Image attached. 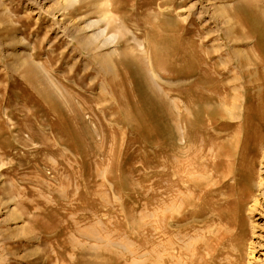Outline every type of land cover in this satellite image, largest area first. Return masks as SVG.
Instances as JSON below:
<instances>
[{
  "label": "rangeland",
  "instance_id": "rangeland-1",
  "mask_svg": "<svg viewBox=\"0 0 264 264\" xmlns=\"http://www.w3.org/2000/svg\"><path fill=\"white\" fill-rule=\"evenodd\" d=\"M260 117L264 0H0V264H264Z\"/></svg>",
  "mask_w": 264,
  "mask_h": 264
},
{
  "label": "bare ground",
  "instance_id": "bare-ground-1",
  "mask_svg": "<svg viewBox=\"0 0 264 264\" xmlns=\"http://www.w3.org/2000/svg\"><path fill=\"white\" fill-rule=\"evenodd\" d=\"M99 5V4H98ZM100 5H101V2H100ZM101 12H102V10H101ZM108 14V13H107ZM106 17L107 15H106V13L105 12H103L102 14H101V16L99 17V19H97V20H94V21H89V22H86V27L85 28H89V27H91V26H97L98 25V23L99 22H101L102 21V19H103V17ZM106 32V26L105 27H103V28H99V30L98 31H96V32H94L93 34L96 36L95 37V39H97V35H98V37H101L104 33ZM92 34V35H93ZM88 38H90V42H93V41H91L92 40V36L90 35V37L89 36H87ZM94 38V37H93ZM111 38H113L112 37V35L111 36H109L108 38H106L105 39V42H106V40H108V39H111ZM95 41V40H94ZM93 45V44H92ZM103 45V44H102ZM104 46V45H103ZM98 47V46H97ZM96 47V48H97ZM238 51V50H237ZM111 54H112V52H110ZM114 53V52H113ZM242 53V52H241ZM107 55V54H106ZM106 55H104V56H106ZM113 55V54H112ZM107 57H108V55H107ZM107 57H106V60L104 59H102L103 61H107L106 62V66H107V68H111V66H112V68H113V63H109V61L107 60ZM110 57V56H109ZM105 58V57H104ZM109 59V58H108ZM110 61H111V59H110ZM103 65V64H102ZM245 65V64H244ZM105 67V66H104ZM111 68V69H112ZM110 70V69H109ZM219 79V78H218ZM181 83V82H180ZM177 85V84H176ZM239 89V88H238ZM193 90H194V88H193ZM214 91V90H213ZM191 94V93H190ZM196 95V94H195ZM178 97L180 98V99H182L183 97H182V91H180L179 93H178ZM174 98V97H173ZM197 98H199L198 96H197ZM179 99V100H180ZM174 100V99H173ZM181 101L182 100H180V101H177L178 103H177V106H176V108H177V123H178V125L177 126H180L179 124L180 123H182V122H184L185 123V126H183L185 129H187L186 131H187V133H188V130L190 131V128L192 127V121L189 119V118H186L182 113H181V111H180V109H182V106H181V104H183V103H181ZM197 102H200V101H197ZM190 105H192V104H188L187 106H185L186 107V111H187V113L189 114V113H193V105L190 107ZM233 107V106H232ZM185 109V108H184ZM119 111V110H118ZM184 111V110H183ZM190 115V114H189ZM248 116V115H247ZM188 117V116H187ZM244 121H246L247 122V120H244ZM240 122H241V120H240ZM250 125V124H249ZM177 128H179V127H177ZM185 129H183V131L185 130ZM257 129L259 130L258 132V135L254 138V140L252 139V136H250V137H248L247 138V140L245 141V142H243L242 140H241V144H240V151L241 150H243V154H244V156H246V155H248V156H246V157H249L248 158V161L249 162H246L245 164H241L242 165V167H239V168H241V173L238 175V177H243V180L245 179L247 182H245L246 183V185H247V188H245L244 190H241V196L242 197H240V198H238V200H240V203H241V205L243 206L244 204H246V203H248V202H250V200H252L253 198H254V196L256 195V190L258 191L257 193H259V197L262 199V198H264V174H262V173H260L259 174V170L257 169V167H258V165H262L263 166V172H264V118H259L258 119V125H257ZM180 130V129H179ZM180 131H182V129L180 130ZM212 131V130H211ZM174 133V132H173ZM245 134V133H244ZM184 135V134H183ZM181 136H182V134H181ZM189 137V136H188ZM243 139H244V137H243ZM192 141V140H191ZM202 146V145H201ZM202 148V147H201ZM221 148V147H220ZM219 148V149H220ZM203 149H204V147H203ZM216 150L217 151H215V152H217L218 153V149L216 148ZM195 151V150H194ZM220 151V150H219ZM199 152V151H198ZM197 152V153H198ZM191 153V152H190ZM189 153V154H190ZM241 153V152H240ZM193 154V153H192ZM195 154V153H194ZM202 155V154H201ZM201 155H200V157H201ZM219 155V154H218ZM217 155V156H218ZM78 156V155H77ZM212 156V155H211ZM216 156V155H215ZM244 156H242V157H240L241 159H243V157ZM184 157V156H183ZM187 157V156H186ZM199 157V156H198ZM229 157H230V155H229ZM255 157H259V160L258 161H256V160H251V158H255ZM188 160H190V158L188 159ZM205 160V159H204ZM217 160V159H216ZM180 161V160H179ZM189 162V161H188ZM190 162H191V160H190ZM193 162V161H192ZM196 162V161H195ZM176 163V162H175ZM180 163H181V161H180ZM187 163V162H186ZM202 163V162H201ZM205 163V162H204ZM213 163V162H212ZM216 163V162H215ZM188 164V163H187ZM200 164V163H199ZM240 164V163H239ZM181 165V164H180ZM186 165V164H185ZM190 165H191V163H190ZM194 165V164H193ZM192 165V166H193ZM240 165V166H241ZM177 166H179V165H177ZM180 167V166H179ZM188 167H190V166H188ZM193 167H195V166H193ZM199 168H201V167H199ZM183 168H181V170H182ZM179 170V169H178ZM176 171H177V169H176ZM175 171V172H176ZM196 171V170H195ZM197 172V171H196ZM183 173V172H182ZM182 173L180 174V176L182 175ZM200 173H203V172H200ZM177 174V173H176ZM200 175V174H199ZM179 176V175H178ZM180 176H179V178H180ZM204 176V175H203ZM182 178V177H181ZM178 179V180H182V179ZM204 178L205 179H203V178H199L198 180H197V183L198 184H202V183H205L206 181H207V178L204 176ZM186 179V178H185ZM238 180V179H237ZM237 180H234V181H237ZM188 183H189V188L192 186V187H194L195 185H196V180H195V178L194 177H192L191 179H189V181H188ZM187 186V185H186ZM243 192V193H242ZM245 192V193H244ZM213 193V192H212ZM255 193V194H254ZM239 194V193H238ZM215 195V194H214ZM227 198V197H226ZM252 198V199H251ZM222 199V198H221ZM255 199V198H254ZM253 199V200H254ZM257 199V198H256ZM259 199V198H258ZM255 202H257V201H255ZM240 203H239V205H240ZM242 206H240L241 207V212H242V218L245 216V217H247V216H250L251 218H252V216H253V213H254V211H255V204L253 205V206H251V207H249V208H247V206H246V208H242ZM244 207H245V205H244ZM244 213H245V215H244ZM248 218V217H247ZM214 236V235H213ZM193 246V245H192ZM243 251V250H242ZM165 252V251H164ZM192 257V256H191ZM163 263V262H162ZM242 263H245V262H242Z\"/></svg>",
  "mask_w": 264,
  "mask_h": 264
}]
</instances>
